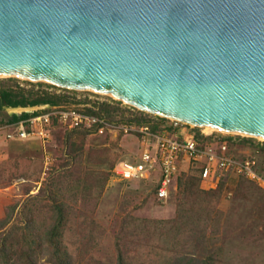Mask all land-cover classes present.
I'll list each match as a JSON object with an SVG mask.
<instances>
[{
	"label": "water",
	"instance_id": "1",
	"mask_svg": "<svg viewBox=\"0 0 264 264\" xmlns=\"http://www.w3.org/2000/svg\"><path fill=\"white\" fill-rule=\"evenodd\" d=\"M5 77L264 141V0H0Z\"/></svg>",
	"mask_w": 264,
	"mask_h": 264
},
{
	"label": "rangeland",
	"instance_id": "2",
	"mask_svg": "<svg viewBox=\"0 0 264 264\" xmlns=\"http://www.w3.org/2000/svg\"><path fill=\"white\" fill-rule=\"evenodd\" d=\"M16 81L25 88L66 93L69 100L79 101L65 102L64 105L70 109H83L92 106L93 102L106 103L109 115H104L102 125L83 136L80 135L81 130L90 126L68 128L54 118L50 121L44 141L39 137L0 139V217L6 207L13 204L15 207L11 216L20 219L18 213L23 199L29 194H36L38 188L44 185L45 189H49L44 184L49 181L55 184L58 198L75 214L72 226L77 238L90 233L86 241L70 243L71 248L77 249L78 256L84 249L89 252L90 261L114 264L117 248L137 260L150 259L153 250L165 248L160 263L169 264L165 261L173 260L170 249L174 240L172 224L168 219L174 216L175 200L171 198L170 201L159 202L155 198L149 183L155 181V174L145 178L148 182L136 178L126 180L113 174L120 162L135 161L140 147L152 140L144 134L139 135V127L135 124H129L134 130L123 131L121 128L128 126L126 118L133 117L138 110L103 94L68 89L61 91L44 84L35 86L36 82L28 84L19 78ZM13 110L3 108L0 118L6 120ZM72 129L76 131L70 134ZM197 130L212 138L236 136L218 131L206 133L200 127ZM251 141L252 144L227 141V155L236 161L251 157L255 164L263 166L264 149L256 145L261 140L252 138ZM105 149L111 155L102 161L97 155ZM194 164L182 161L178 173L197 175L196 168L192 167ZM58 173L64 176L55 178ZM241 174L234 168L222 173V190L213 205V212L209 213L213 216L215 212L218 217L215 227L209 220L204 222L205 217L202 216L196 231L202 229L201 238L203 236L204 240L190 244L188 241L194 236H184L181 248L193 245L209 250L215 247L221 260L216 264H264V199L258 201L256 186L245 179L248 176ZM257 183L264 187L262 182ZM174 185L175 179L171 184L173 193L176 191ZM91 237H95V242ZM154 238L156 243L152 242ZM145 253H148L147 256ZM80 261L83 262L82 259Z\"/></svg>",
	"mask_w": 264,
	"mask_h": 264
},
{
	"label": "trees",
	"instance_id": "3",
	"mask_svg": "<svg viewBox=\"0 0 264 264\" xmlns=\"http://www.w3.org/2000/svg\"><path fill=\"white\" fill-rule=\"evenodd\" d=\"M23 82L34 84L27 80H23ZM42 84L48 87H55L61 91L65 90L43 82H36L35 86H41ZM67 101L71 103L79 102L74 99L69 100L66 93L50 92L46 89H33L32 87L25 88L19 85L14 77L0 78V112L3 108H19V111L16 110L9 114L6 120L0 118V125L26 119L29 116L44 111L46 107L49 106L67 108L64 105ZM115 102L120 101L117 100ZM128 106L136 109L130 105ZM107 107L108 105L106 103L101 102L96 104L93 102L92 106H85L83 109L73 107L72 109L103 120L104 115H109ZM125 123L128 127L129 124H135L138 127L145 126L153 133H158L162 130L170 132L176 130L166 118L153 114L150 115L140 110H138L133 117L126 118ZM98 125L99 123H96L89 127V129H82L80 135L83 136L85 133L95 130ZM184 126L186 127L187 125ZM192 128L193 129L190 130L194 132L198 147L203 148L206 144L212 142L211 136H203L198 132L197 127ZM75 131L76 130L72 129L69 133L72 134L71 132ZM138 134L141 135L140 133ZM218 139L229 141V143L235 141L252 144V138L245 136L221 135ZM256 145L264 149V141L256 142ZM110 155L111 153L108 149H105V151H101L97 156L99 158L101 157L103 161L104 158ZM247 159L253 161L251 167L253 173L264 182V163L263 166H260L254 163L253 158L249 157ZM243 160L245 159H241L240 161ZM136 161L137 159L127 162L133 163ZM111 165L112 164H110L109 167ZM192 167L196 168L197 175L185 172L174 175L165 199L157 198L156 196V188L158 186L157 180L155 179V181L149 182L152 184L151 192L159 202L166 200L170 201L171 198L175 200L176 207L174 216L168 219L172 224L171 229L173 230L172 240H174V243L172 244V250L170 249L173 260H166L165 262L169 264H216V262L218 263L221 261L217 248L214 247L206 250L201 248L198 249L193 245L187 248H181L180 246L182 242L181 238L184 236H194L188 241L190 244L194 243V241L204 240L203 236L201 238L202 229L196 231L202 216L205 217L203 221L209 220L212 227H215V222L218 218L215 212L213 216L209 213L212 211L213 205L217 201L218 195L222 190V178L218 180L214 187H205L200 176L203 164L197 162L192 165ZM242 174L243 177H245V174ZM62 176H64V174L58 173L55 178ZM174 179L176 191L173 193L171 184ZM245 179L256 186L259 191H257V199L258 201H262V199H264V187L258 184L255 178L248 179L245 177ZM58 180L59 179H57L56 182ZM139 181L148 182L145 178H140ZM44 184L48 185L49 189L46 188V190L44 185L38 188L36 194H29L23 199V204H21V209L18 213L20 214V219L15 217L12 218L11 216V212L15 207L13 204L6 207L3 215L0 217V264H111L101 263L99 260L90 261V254L84 249L80 251L82 255H79V257L77 249L70 247V243L86 241L85 238L88 239L90 233L87 232L88 235L85 234L80 239L77 238L73 230L74 226H72L75 214H72L71 208L58 198V191L54 183L46 181ZM126 227L128 228L127 225ZM94 239L95 237H91V240L95 242ZM152 242L156 243V238L152 239ZM77 246L78 245H76V247ZM163 251H165V248L153 250L151 254L153 256L152 258L137 260L127 253L124 254L117 248V256L114 264H161L160 258L163 255ZM147 254L148 253H145V256H147ZM78 257L80 260L82 259L83 262L78 260Z\"/></svg>",
	"mask_w": 264,
	"mask_h": 264
},
{
	"label": "built area",
	"instance_id": "4",
	"mask_svg": "<svg viewBox=\"0 0 264 264\" xmlns=\"http://www.w3.org/2000/svg\"><path fill=\"white\" fill-rule=\"evenodd\" d=\"M54 118L60 120L68 128L82 125L91 127L96 123L102 125L101 122H103L96 117L83 114L74 109L49 106L44 111L26 119L0 125V139L23 140L30 137H39L44 141L48 136L50 121ZM170 124L176 129L175 131L162 130L153 133L145 126L139 127L138 132L152 138V143L149 142L140 147L136 162H120L118 167L115 166L117 169L113 170V174L123 179L149 178L155 174L158 183L156 196L162 199L167 197L170 182L173 176L179 172L182 161L185 160L203 164L200 176L205 187H214L221 178L222 173L233 168L237 169L238 172L241 171L248 178H255L264 184L253 173L252 160L236 161L233 157L227 155L228 143L226 140L213 137L210 144L200 148L194 132L190 130L193 126L175 120H170ZM121 128L123 131L134 130L130 126Z\"/></svg>",
	"mask_w": 264,
	"mask_h": 264
},
{
	"label": "bare ground",
	"instance_id": "5",
	"mask_svg": "<svg viewBox=\"0 0 264 264\" xmlns=\"http://www.w3.org/2000/svg\"><path fill=\"white\" fill-rule=\"evenodd\" d=\"M200 128H202L203 130H204V132H206V133H209V132H215V131H218V132H220L218 129H215V128H213V127H210V126H202V127H200ZM222 132V131H221ZM223 133V132H222ZM258 139H260V140H262L261 138H258Z\"/></svg>",
	"mask_w": 264,
	"mask_h": 264
}]
</instances>
